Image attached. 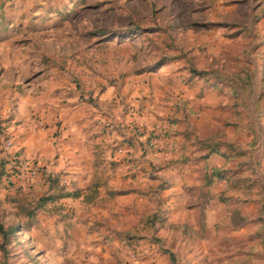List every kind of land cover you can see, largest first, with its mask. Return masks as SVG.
<instances>
[{
  "label": "rangeland",
  "instance_id": "1",
  "mask_svg": "<svg viewBox=\"0 0 264 264\" xmlns=\"http://www.w3.org/2000/svg\"><path fill=\"white\" fill-rule=\"evenodd\" d=\"M163 57L170 61L162 63ZM191 66L255 74L253 97L248 87L243 97L257 111L251 105L242 110L244 121L254 120L262 144L264 99H257L264 91V0H0V113L17 110L25 92L36 95L50 86L62 105L82 116L91 142L111 154L108 162L102 156L101 171L110 177L96 202L51 201L29 222L9 199L18 188L13 176H24L37 197L46 188L47 168L29 173L17 167L16 158L8 159L9 178L0 182V222L22 227L7 240L0 232V264H170L165 246L189 264H264V211L258 203H242L247 218L240 226L226 215L213 241L190 247L164 230L155 233L161 242L152 241V233L130 240L118 232L155 209L138 194L125 199L108 192L126 184L127 139L136 124L146 137L154 132L155 144L163 117L180 96L193 102L202 131L227 112L218 103L228 99L221 90H227L226 82L216 88L215 80L200 77L186 97ZM61 175L71 188L87 184L68 172ZM176 201L180 214L197 221L195 194L184 190ZM226 205L219 213L234 208Z\"/></svg>",
  "mask_w": 264,
  "mask_h": 264
},
{
  "label": "trees",
  "instance_id": "2",
  "mask_svg": "<svg viewBox=\"0 0 264 264\" xmlns=\"http://www.w3.org/2000/svg\"><path fill=\"white\" fill-rule=\"evenodd\" d=\"M162 63L170 61V57L161 58ZM242 71L233 70L232 72L219 67L208 69H198L191 66L189 69V79L206 77L215 80L213 84L222 85L227 83V90L230 94V101L227 104L228 115L221 117L220 124L205 131L203 134H198L195 124L189 119V114L192 112L188 105L187 99L182 96L173 101L171 105V113L166 117L168 126L163 130L164 138L170 139L172 151L178 150V155L171 158L170 162L177 167L182 168L187 163H203L202 169V183L200 186V215L197 224L186 220L176 219L170 215L167 208L163 206V198L161 191L166 187L164 180L159 183L148 182L144 187L130 186L127 188H110L109 194L113 196L124 194L132 190H138L142 196L150 198L151 202L155 204V209L149 212H142L138 222L133 228H126L125 230H118L121 237L126 235L132 236L138 234V237H144L145 234L152 233L154 236L152 241L161 242V238H157L155 233L160 230L167 231L178 239L185 240L187 244H194L197 237H205L206 230V208L207 203L210 202L212 196L210 188L216 179L226 180L227 189L220 194V200L225 202L229 207L234 205L230 210L228 208L227 216L229 221H234L236 225L240 226L244 223L247 216L241 211V205L244 202L254 201L259 204L261 211H264V169L261 168L260 160L255 158L256 145L261 141V135L252 118L245 119V112L242 110L247 105L252 106L257 111L253 104L244 99L243 93L248 87V97H253L256 86L253 84L255 74L249 70L246 71V76H242ZM222 87V86H221ZM264 99V91L259 94L258 101ZM256 102V101H255ZM264 111V106L262 108ZM183 121L185 126L182 129L177 128L178 122ZM243 125L252 129L254 137L246 144L237 142L230 138L226 132L228 125ZM145 132H141L144 135ZM154 132L150 131V135L146 137L148 147H155L152 139ZM181 135V138H177ZM128 142H132L130 138ZM95 162L94 174L92 179L83 187L74 186L71 188L66 182L60 172L44 171V181L46 188L41 195L33 197V188H24L19 186L14 193L10 195V200H13L19 213L22 217H27L33 220L35 213L45 207L48 202L56 201L65 197H83L88 202H96L100 194V186L107 184L106 176L102 173V148L100 144H95ZM218 153L226 158V163L223 166H210L207 162L208 157ZM8 158L0 160V181L6 175L8 176ZM158 178L160 176H152ZM59 206L56 207L58 211ZM225 217V218H226ZM227 218V219H228ZM221 219L218 224L222 221ZM19 224H10L5 226L0 222V232L7 240L11 235H14L20 229ZM143 233L144 235H141ZM162 251L167 254L170 264H189V262H182L175 255V252L170 247H163ZM112 264H123L121 260L113 262Z\"/></svg>",
  "mask_w": 264,
  "mask_h": 264
},
{
  "label": "crops",
  "instance_id": "3",
  "mask_svg": "<svg viewBox=\"0 0 264 264\" xmlns=\"http://www.w3.org/2000/svg\"><path fill=\"white\" fill-rule=\"evenodd\" d=\"M197 79L198 78L185 81V84L187 83L185 89H189L186 91L188 93L186 97H190V87H194L197 84ZM212 85L213 87L220 88L218 85ZM198 89L201 90L200 86ZM221 90L224 91V97L228 96L229 99L230 94L228 90ZM203 91H205V89H202V94ZM51 92L50 86H47L41 93L36 95L27 91L20 96L17 110H12L11 107L7 109L6 107L5 113H0V145L5 137L10 136L14 139L13 149L17 161L25 158L37 161L45 165L48 171L60 173L61 171L68 172L71 177L79 178L77 183H80V181L83 182V180L88 183L93 177L95 162L94 150L97 142H91L92 140L90 136H88L86 128L84 129L83 127L84 122H82V116L75 111L67 109L65 105L61 104L60 96H56L55 94L52 95ZM228 99L222 102L220 100V102H218L219 106L221 104V107H227V103H229L227 102ZM188 105L192 109V112L189 114V119L195 124L197 133L203 134L205 131L200 129L198 122L193 118V114L196 112V109L193 107V102L189 104L188 101ZM171 111L172 110H169L163 117V122L161 124L162 130L168 126L166 117ZM227 113L228 109L225 116L228 115ZM220 119L221 117L218 116L216 119L217 125L220 124ZM89 121L90 120L87 119L85 123ZM140 123L144 124L143 121H140ZM136 125L141 131L142 125ZM184 126L185 123L183 121L177 124L178 129H182ZM215 126L216 125L213 124L211 128ZM136 127L134 129V134H130L132 142H128V146L130 147L127 150L128 158L125 164L128 167V171L126 169V172H129V174L128 176L124 175V180L126 179L124 183L126 184L121 188L130 186L144 187L148 182L159 183L164 180L166 182V187L161 191L163 206L169 210L173 218L197 224L198 219L197 221H190L185 218L184 214H180V211L176 210V205L178 203L176 198L179 194H184V190L188 192V194L190 192L195 194V196H197L196 206L199 210L197 218H199L201 211L199 209L201 201L199 196V185L202 183L203 163H187L182 168L177 167L174 163L170 162V160L172 157L177 156L179 152L176 150L173 153L169 138H164L161 133L160 136H157V139L154 140V142H156V147H148L146 141L147 133L142 135ZM226 132L230 138L243 144L250 142L254 137L252 129L243 125L230 124L226 128ZM177 138H181V135H177ZM262 139L264 140V138ZM103 147L104 146L101 145L102 154L103 157L107 159L106 162H108V158H111V154H109L110 151L108 148ZM254 153L256 160H260L261 168L264 169V141L262 144L256 145ZM207 162L210 166H223L226 163V158L221 154L213 153L208 157ZM112 163L114 166L118 164L116 161ZM9 165L8 163L7 167ZM142 176L145 177L144 181L142 180ZM152 176L160 177L153 178ZM7 177L9 178V174ZM7 177L5 175L1 181H5ZM22 177L24 176L21 174H19V176L14 175L13 179L14 181L17 180L16 185L18 187L23 186L27 188L26 179ZM109 177L110 175L106 177L107 183ZM126 177H128V179ZM10 178H12V176H10ZM226 189V180L216 179L211 185L210 191L212 196L206 208V236L197 237L195 243L190 244L189 247L196 245L199 241L207 240L210 242L216 238L217 223L228 213L227 211L221 214L217 210L221 205H226L225 202L220 200V194L225 192ZM14 191L15 190H13V192ZM136 194H138L141 199H144V201L153 203L149 197L142 196L138 190H132L124 194H119L118 196L130 199L129 197L134 198ZM69 198L73 197H66L65 199ZM248 203L256 204L254 201H249ZM184 243H186L185 240Z\"/></svg>",
  "mask_w": 264,
  "mask_h": 264
},
{
  "label": "built area",
  "instance_id": "4",
  "mask_svg": "<svg viewBox=\"0 0 264 264\" xmlns=\"http://www.w3.org/2000/svg\"><path fill=\"white\" fill-rule=\"evenodd\" d=\"M13 147H14V139L10 136L5 137L0 145V160L4 157L11 160L15 159L16 156H14V154H11ZM18 163L19 164L17 167L29 173H38L42 170V166H41L42 164L27 158L20 159ZM62 177L64 182L69 183V179L66 176L62 175Z\"/></svg>",
  "mask_w": 264,
  "mask_h": 264
}]
</instances>
